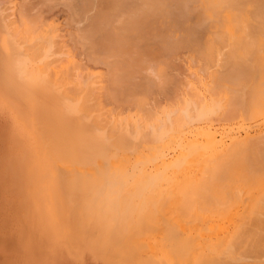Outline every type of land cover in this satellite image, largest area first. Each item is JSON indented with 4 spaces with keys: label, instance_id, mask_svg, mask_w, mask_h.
<instances>
[{
    "label": "rangeland",
    "instance_id": "374dc122",
    "mask_svg": "<svg viewBox=\"0 0 264 264\" xmlns=\"http://www.w3.org/2000/svg\"><path fill=\"white\" fill-rule=\"evenodd\" d=\"M46 1H48V2H46ZM177 1L178 0H164V1L163 0H158V1L152 0V2H153L152 3L149 0V2H150V4H149L148 0H147V2H146V0H127V1L126 0H124V1L123 0H82V2H81V0H80V2L78 0H76V1L75 0H72V1L71 0H68V1L67 0H0V5L3 4L4 7L6 6L5 8H3V10L6 9V11L4 10L5 11L4 14L1 13L0 15H1V17H4V19H5L4 22L9 23V24H13L12 21L16 20V22H14V24L12 25L13 28H15L17 26V24L19 25L17 27V29H15L16 34L17 33L21 34L20 30H22V29L24 30V27H23L24 19L26 20V21H24L26 23L27 22L32 23V21H33L32 25L34 27L31 26L29 23V26H31V30L33 29L36 32L37 31L41 32L40 30H38V28L44 29V30L46 29L45 31L42 30L43 34H42V32L39 34L34 32V34H33V32H32L33 30L30 32L28 30L22 31V34L26 32L27 35H25V36L30 35L32 39L34 37H36L37 35L38 36L41 35L44 37L46 36V39H47L48 36L53 37L52 34H55L57 31V33L55 35H58V36H55V37L58 38L59 42L62 41L61 46L58 47L59 44L57 43L58 42L57 39H55L57 42L54 41L55 44H54V42L52 43V41L55 38V37H53V40L48 38V40H50V42H48L47 48L52 49L51 50L52 55H53V51H55V53H56V51H58L60 49L59 53H61L62 52L61 50H63L62 54L61 55L59 54L60 56H64V53H66L65 56L66 55L69 56V57L68 56L66 57L68 59V61L72 60L71 61L72 63H74L73 61H75V64H73V65L80 63V64H78V66H73L72 68L74 69V71L75 70L79 71V74H80V72H83L86 74V75H82V79H83V76H84V80L88 79L87 77L85 79V76H87L88 74H89L88 75L89 78H90V76H92V77L95 76L97 78V75L99 74L98 80H100L103 85H106L107 83L110 82L111 78H113L112 76L116 75V78L114 79L115 84L114 83L112 84V82H110V84L106 85L108 90H109L108 92L110 93L112 91L111 95L109 94L110 95L109 98H108V96H106V98H105L106 100L104 99L102 102L103 103L102 104L103 105V111H105L104 113L107 114L105 116L109 122H110V120L111 121L115 120L117 123L123 122L122 126H125V127L127 125H130L129 127H131V125L135 122H136L135 125L137 126V122L138 123L141 122L139 124L142 125L141 126L142 128L144 127V125H146V127H148L150 122L152 124L154 123L149 115H151V113H152V115L153 114L155 115V112L156 113L158 112L157 115H158L159 120L157 119L156 115L154 116L153 119H155L156 121L158 120L159 123H157L158 122L157 121L154 124L157 123V124L163 125V123L165 122V121H163L164 117L168 114V113H166V111H167L166 109L168 108V111H169V108L171 109V107L167 106V103L169 104V106L173 105L175 107V105H176V107L170 111L177 109V111L179 110V114H180L185 109L183 107H181V108H183V110H181V108L178 109V107H180L181 105L182 106L186 105L189 107V110H190V109H193L192 108L193 105H190V103H194L195 109H196V107H197V105H196L197 101L196 100L199 98L198 99V103H199L200 96H202L201 98L204 100L203 101L200 100V101H201V104H202V102L204 104L201 105L199 103L198 106H200V108H202V107L204 108V106L207 104L210 107L209 111H211V112L209 114L208 113L209 111H208L207 112L208 114H205L204 116H200L197 118H196V116L194 117L193 112H191L193 115L190 113V115H192L193 117L190 116V118L187 120V123H188L187 127L190 125L191 126L186 129L185 134L182 136V138H183L182 144H185L191 138H198V140H200L201 136L197 135V131L199 132L200 130H202L204 128L209 129L210 127H212V128H210V131L214 132L216 138L218 140L221 138L225 142H227L226 133L228 131H232L235 129L236 130L232 131V132L243 135L244 131H248V133L250 132L251 137H254L252 135H256L259 132L261 133L262 131L260 129L263 130V128H264V119H263L264 116H261L258 119L253 120V121L251 120V122H249V121L245 122V127H248V129L245 128L244 131H242L241 129L238 128L239 121L236 118H234L233 122H230L233 120V118H231L232 120L230 119L229 122H225L226 120L222 119L225 124L223 122H221L222 121L221 118L219 120H217L219 115L217 112V107L216 106L214 107V104L216 102L213 103V100H211L210 94L208 95V93L211 92L210 91L211 87L214 85L212 82V78H211L212 75L211 76L209 75V74H211L212 67L210 66L211 69L209 72V68H207L208 64L205 63V61L201 58V56H199V54L195 50L197 48L202 50L204 48V46H207L209 43V39L212 36L211 33L217 31V27H218V24L216 22V19H217L216 13L217 12H212L211 9H208L207 0H186V1L180 0L178 2ZM22 2H23V4L24 3L25 4L23 5ZM84 2H85V4H84ZM59 3H61V4H59ZM112 3H114L115 5H113ZM141 3H143L145 5L142 10L139 8V5H141ZM154 3H156L158 6L155 5ZM160 3H162V4H160ZM163 4L164 5L166 4L165 5L166 7ZM83 5H84V7H83ZM153 5H155V6H153ZM129 6H131L133 8H131ZM176 6L178 9H176ZM91 7L92 8L94 7V9H92ZM156 7H158V8L156 9ZM78 8H80V9H78ZM88 8H90V9H88ZM137 8H138V10H140V13L136 12V14H135V11H138V10H136ZM145 8H149V10L145 9ZM108 9H110V10H108ZM127 9H129V11L131 10L130 13L128 12ZM144 9H145V11L142 12ZM166 9L168 10V12ZM76 10H77V12L79 11L80 13L79 12L76 13ZM163 10H164V12H163ZM176 11L177 12L179 11V13H178L179 15L177 14ZM24 12H25V14H24ZM72 12L74 14H72ZM115 12L117 15L114 14ZM133 12H134V14H133ZM103 13H104V15H103ZM125 14H126V17H125ZM209 14L211 16H209ZM8 15L11 18H9ZM40 15H41V17H40ZM123 15H124V17H123ZM183 15H184V17H183ZM31 16H32V18H31ZM111 16L113 18H111ZM120 16H121V18H119ZM163 16H165L166 18ZM168 16H170V17H168ZM16 17H17V19H15ZM39 17H40V19H39ZM82 17H83V19H82ZM100 17H101V19H100ZM105 17H106V19H105ZM127 17H129V18H127ZM34 18L35 19L37 18V20H35ZM88 18H90V19H88ZM97 18H98V20H97ZM143 18H144V20H143ZM130 19H131V21H130ZM146 19H148V20H146ZM114 20L115 21L117 20V21L115 22ZM93 21H94V23H93ZM96 21H97V25H96ZM125 21H127V22H125ZM170 21H172V22H170ZM84 22H85V24H84ZM112 22H113V24H112ZM39 23H40V25H38V27H37V24H39ZM41 23L43 25H41ZM114 23H117V24H114ZM175 23H176V25H175ZM44 24L46 27L44 26ZM50 25H52V26H50ZM20 26H22V29L19 28ZM39 26H41V27H39ZM110 26H112V27H110ZM198 26H199V28H198ZM36 27H37V30L34 29ZM51 27H52L54 33L52 32V29H50L52 34L50 33V35L47 36V34H49L48 29ZM83 27H84V31H80V30H82ZM85 27H86V29H85ZM93 27L95 29H93ZM98 27H100V28H98ZM90 28H91V30H90ZM96 28H98V29L96 30ZM93 30H95V31H93ZM88 31L91 35L88 34ZM46 32H48V33L46 34ZM81 32H83V33L85 32L86 34L85 33L82 34ZM94 32H95V34H92ZM96 32H98L99 34H97ZM79 35H81V37ZM85 35H86V37L90 36L89 39L93 35V38L91 40H93V41L95 40L94 42L93 41L91 42L89 39H85V40L89 41V43L90 42L92 43V44L90 43L92 45V48L90 47L91 48L90 51L92 53L93 52L95 53L94 56H96L99 52L101 53V54L100 53L98 54L99 56H96V59H95V57L93 59V57H92L93 54H91V52H89V51L87 52V47L90 44L87 43V41L83 40L84 38L81 39L83 36L85 37ZM17 36H18V34H17ZM17 36L15 35L13 37L15 39H17ZM72 36H73V39L71 38V40H69V38ZM74 36H76V37L74 38ZM110 37H112V38H110ZM166 37H168L169 40ZM98 38L101 40V42H99L100 40ZM118 38H121V39H118ZM171 38H172V40H170ZM104 39H105V41H103ZM153 39L154 40L157 39V40L154 41ZM187 39H189V40H187ZM134 40L136 43L134 42ZM190 40H191V42H190ZM68 41H71V42H68ZM82 41L83 42L85 41L84 43H86V45L83 44ZM102 41H103V43H102ZM166 41H168V43ZM109 42H111V43L109 44ZM169 42H171V45L169 44ZM99 43H100L101 48L99 46ZM87 44H88V46H87ZM114 44H115V46H114ZM195 44H196V46H193ZM103 45H104V47H103ZM182 45H183V48H182ZM84 46H87V47L85 48ZM200 47H202V48H200ZM106 48H108V49L112 48V49H110V50H112V52L111 51L109 52V50H107ZM68 49H69V51L67 52ZM132 49H134V50H132ZM187 49H189V50H187ZM192 49H193V52L191 53ZM64 50H65V52H64ZM118 50H120V51H118ZM97 51H98V53H97ZM105 51L107 52V54ZM22 52H23V50H22ZM122 52H123V54H122ZM186 52L188 53V55L190 57L187 55ZM88 53L90 54V56L88 55ZM104 53H105V55H104ZM120 53L123 56L124 55L125 56L123 57L122 55H120ZM52 55H51V59L54 57H59V55L54 56L57 54H54L53 55L54 57H52ZM195 55L197 56V59H195L196 58ZM103 56L106 58H103ZM113 56L117 57V58H114ZM70 57H72V59H70ZM84 57H86V58H84ZM119 57H120V59H119ZM192 57L193 58L195 57V58L192 59ZM102 58H103V60H102ZM189 58L192 59L193 61L190 60ZM106 59H107V61H106ZM112 59H113V61L109 62ZM129 60H132V62H129ZM164 60H166V61L164 62ZM103 61H105L108 64L103 63ZM120 61H121V63H120ZM123 61H124V63H123ZM200 61H203V62H200ZM199 62L202 65L204 64V66L206 65V68L203 69L202 68L203 66L198 64ZM68 64H69V62H67V64H66L67 68H69V67L71 68L72 64L71 65L69 64L70 66ZM125 64L126 65L130 64L129 68ZM107 65H108L109 71L106 68ZM131 65H133V67ZM114 68L115 69L117 68V70H115ZM73 69L71 70L72 72H73ZM106 69H107V72H104V70L106 71ZM140 69H142L144 71H141ZM151 69H152V71H151ZM129 70H130V72H129ZM115 71H117V73ZM76 72H73V74L75 73V75L77 76L78 72L77 73ZM101 72L104 75L107 74L108 78L106 76L104 77L103 74H101ZM112 72H113V74L114 73L115 74L113 75ZM110 73L112 75L111 77H110ZM132 73H134V76ZM150 73H151V75H149ZM163 74H164V76H163ZM72 75H71V77L74 79H81L80 78L81 76L75 77V75H73V76ZM120 75H121V77H120ZM125 77H128V78H125ZM117 78H120V82H121L120 84L118 83L119 79H117ZM121 78H122V80H121ZM133 78L134 79L136 78V79L134 80ZM181 78H184L185 80L184 79L181 80ZM93 79H94V77L92 78V81H93ZM155 79H156V81H155ZM129 80L131 83L129 82ZM186 80H187V82L185 83ZM104 81H107V82H104ZM188 82H189L190 86H188ZM116 83H118L120 86ZM123 83H126V84L123 85ZM114 85H115V87H114ZM124 86H126V87H124ZM54 87H56V86H54ZM113 87L115 89L114 90L115 93L112 90ZM119 87H121V90L119 89ZM127 88L128 89L130 88V91L126 90ZM200 88L202 90H200ZM4 90H5V87L0 82V264H129V263L135 264L136 261H137L136 264H148L149 262H150V264H173V262H174V260H173L174 254L172 255L173 248L170 249L169 247L170 246L172 247L174 245L173 243H175V241H177L175 239H176V236L179 235V231H177L178 233L176 232L177 234H175L172 237V239H170L171 244L169 243L170 240L168 238L166 240V238H165L166 242L168 241L170 246L168 245L167 247H165V245H167V244H165V245L163 244V242L165 243V241H162V243H161V240H164V239L160 240V238H162L161 235L167 237L165 232L163 234V231H164L163 227L164 226L161 227L162 225L160 224V223H162L164 218L159 216L160 219L162 220L160 222L158 220L159 218L157 216V214H159V213H155V212H158V211L160 212L159 205L162 207H165L166 209L168 207L163 206L161 204L165 200H163V201L160 200L161 203L157 202L158 201L157 200L156 201L157 203H155L154 205H156L158 203H159V205L158 206L156 205L155 206V208H156L155 212H152L154 210V206L152 208L150 206V204H153L155 202V199H154V201H152L153 199H151L150 197H146V195L151 196L155 192L153 190L157 186V184H158L159 188L156 187V189H158L159 191H158V193L154 194L155 196H157L159 193H161L160 191H162L164 188L165 189L162 191L164 193H161V194H165L167 192V189L172 190V188H171L172 186L170 187V186H166V185H170L174 181L168 182L169 184L161 181L164 179V177H163L164 171L161 168V166H159L158 164L154 165V163H155L154 162V163L149 164L151 166L148 165V169L136 167L134 165V161L132 158L134 156L133 155L130 158V163L127 164L128 165L127 168L122 169V170H118V172H117V169H115L118 174H122V176H123L121 178L118 177L119 179L118 178L116 179L115 178L116 176H113V174H114L113 172H115L114 169H111L112 171L110 172L109 168L103 167L102 169H100L96 166L97 168H96L95 172L99 170L97 172L99 174V176H98V174L93 172L94 170H92L95 167L88 165L87 168L88 169L90 168V173H91V174L89 173V175H93V173H95V174H97V177H96V175L95 176L94 175L93 176L88 175V177L87 176L84 177L85 171H86L84 169L86 166H84L83 167L84 172L80 171L83 174L79 173L78 170L76 169L78 172L77 175L78 176L82 175V177H83V183L82 184H78L79 181L78 182L75 181V182L68 183L67 185L63 186L62 184H60L57 181L58 178L54 172H51L52 175L50 176V172H47L46 169H42V167L39 166L40 154L38 156V160L36 159L38 151L40 152V149L44 148V141H43L42 135H45V136L46 135H56L57 127H58V121L53 119L52 117L43 118L41 116V110L40 109L39 110H37L35 108L33 109L32 107L25 104V102L21 101V99L19 98V96L17 94H13L12 91H9L8 89L5 91ZM199 90H200V92H199ZM196 91L198 92L199 97L197 95L193 96L194 93L197 94ZM204 91L206 92V94H203V93H205ZM189 93H193V95L191 96ZM122 94L123 95L126 94V95L123 96ZM129 94L131 97L129 96ZM134 94H136V96ZM167 94H168V96H167ZM112 95H113V97H112ZM116 96L117 97L119 96V98H117ZM189 96H190V103L187 104V101H189ZM125 97H126V99H125ZM144 97L146 99H144ZM192 97H194V98L192 99ZM110 98L112 99V102H110L111 101ZM179 98H181V99L179 100ZM115 100H118V101H115ZM149 100L150 101L152 100L150 102V104L152 105L153 109L149 103H148L149 105L147 104V102H149ZM166 100H167V103H166ZM128 101H129V103H127ZM137 101H138V104H137ZM159 101L161 103H159ZM192 101H194V102H192ZM195 101H196V103H195ZM144 102H146L147 105L144 104ZM179 102H180V104H179ZM182 102H184V103H182ZM27 103H30V102L28 101ZM125 104L126 105L129 104L128 105L129 107L126 106ZM132 105L133 106L136 105V107H133ZM142 105L144 108H147L146 106H148V109H149V107L151 108L148 110L149 111L148 118L151 119L150 122H149V119H147L146 122L144 123V119H145V117L147 118V115L144 116L145 110L141 107ZM154 105H157V106L154 107ZM124 107H126V108H124ZM150 110H151V112H150ZM152 110H153V112H152ZM160 110H162L164 113L162 114L160 112ZM180 110H181V112H180ZM205 110H207V109H205ZM128 111H131V112H129L130 114L128 113ZM148 111L146 110V112H148ZM159 112H160V114H159ZM185 112H183V114ZM188 112H190V111H188ZM212 112H213V114H212ZM45 113H46V111H45ZM165 113H166V115H164ZM127 114L129 116L131 115L132 120L130 119L129 121H132V122L134 121L132 124H130L128 119H127L128 122L126 124L125 119L128 116ZM142 114L144 117L142 116ZM161 114H162V116L160 117ZM140 115L143 118H140ZM129 116H128V118H130ZM121 117H123L124 120L121 121ZM115 118H118V119L120 118V120L115 119ZM160 118H162V119H160ZM133 119H137L140 121L133 120ZM147 121L149 123H147ZM200 121H201V123H199ZM261 121L263 124L259 123ZM257 122H258V124H257ZM78 124H81V126H83L84 123L81 120H79L76 126H78ZM154 124L152 126H154ZM246 124H248V126ZM120 125H121V123H120ZM223 125L225 127H223ZM251 125H253V126H251ZM51 126H52V128H51ZM81 126L77 128L78 130L74 129L71 132L72 138L70 139V141H73V143L77 147V149L79 151L78 153L80 155H82V156L84 155L83 157H88L91 155V152H93V151H90L89 149H94L96 146H94L91 143L89 145V147L87 146L84 148V150H83L84 154L81 152V150L79 148V145L81 144V139L79 137V135H80L79 131L82 130ZM136 126L133 127V131H134V129H136ZM226 126H228V128ZM230 126H232V127H230ZM141 127L140 126L137 127V131H138V128L140 129ZM149 127H151V126H149ZM258 127H259V129H258ZM124 128H123V130H124ZM253 128H254L256 133H254ZM256 128H257V130H256ZM41 129H42V131H41ZM155 129H156V126H155ZM130 130H131V128H127V129L125 128V131L129 134V137H131V135H132L131 133H133ZM195 130H197L196 133H195ZM137 131H134L135 132L133 134L134 136L131 137L134 140V142H132L133 140L130 139V145L132 142V146H135L134 149H132V146L130 147V149H128L131 154H134L136 149H137V152L139 149H143V151L146 152L152 146V144L156 142V140L158 138L156 136L157 131L155 132V130L153 129V130H151L152 131V133H151V131L148 128L147 132H150V133L145 132L146 129L142 131V135H141L142 137L141 138L144 137L142 139L143 140L142 141V140H140L141 139L140 136H138L139 133L138 134L136 133ZM140 131H141V129L139 130V132ZM257 131H259V132L257 133ZM143 132H145L147 134L144 133V135H143ZM186 133H188V134H186ZM218 133H220V134H218ZM150 134L152 136H150ZM76 135H78V136H76ZM222 136L224 139L222 138ZM134 137H136L137 139ZM150 138H151V140L154 139V141L150 142ZM184 139H185V141H184ZM148 140L150 143L147 142ZM92 142H93V140H92ZM136 142L137 143L139 142L138 145ZM145 143H148L151 146H149L147 144H146L147 146H145ZM131 149H132V152H131ZM178 150L180 151V148L175 146V145L169 149H166L165 152H167V153L164 152V158L167 159L168 161H169L168 158H171L170 160H171V162H173L178 157V154H179ZM171 154L174 156H171ZM175 155H176V158H175ZM42 163H43V161H42ZM132 163H133V165H132ZM130 165L132 168L130 167ZM70 169H71V167L68 169V172ZM108 169H109V172H106ZM131 170H133V173H131L132 172ZM72 171L73 172L71 174L76 172L74 170H72ZM137 171H139V172H137ZM100 172L104 173V175L101 174ZM153 172H156V173H153ZM105 173H107V175ZM54 174H55V176L53 178L52 176ZM86 174H87V171H86ZM144 174H147L148 176L153 177L154 181L151 185L146 186L142 183L143 179L141 176H143ZM131 175L134 176V177L132 176V179H134V180L130 179ZM107 176H108V178H107ZM155 176L156 177L158 176V177L156 178ZM179 176H181V175H179ZM50 177L53 178V181H51L52 179H50ZM100 177L106 178L107 180L105 179L104 183L102 184L103 180H101ZM128 179H130V180H128ZM108 180H111L112 182L114 181L115 183L112 184V182L110 181L109 185H108ZM135 180L137 181V184H136ZM178 180H180V178ZM131 181H133L132 186L130 185V184H132ZM51 183L52 184L54 183L55 187H53V185ZM121 183H122V186H119V185H121ZM162 183L163 184L166 183L165 184L166 187ZM95 184L97 187L95 186ZM100 184H102V185H100ZM104 185H106V186L108 185V187L106 188V187H104ZM159 185L161 186V188H163L162 190H160ZM141 186H142V188H141ZM152 186H153V189H152ZM162 186H164V187H162ZM123 187H125V189H122ZM139 188H141V191H137V189L140 190ZM101 189H104V190L101 191ZM120 189H121V191H120ZM126 189H127V192H126ZM146 189L148 191H146ZM115 191H116V193H115ZM142 191H144L147 194L144 195V193ZM149 191H150V195H148ZM132 192H134L135 194ZM105 193H107L109 195H107ZM101 194H103L102 197H104V194L107 195L104 197L105 202H104L103 198L101 197ZM112 194H113V196H114V194H116V196H114V198H113V196L110 197ZM119 194H121V195H119ZM132 194H133V196H132ZM139 194H141V195H139ZM123 195H125L126 198H124V197L122 198ZM142 195H144V196H142ZM140 196L145 197V198L143 199ZM86 197L87 198L91 197L93 199V200H91V198L89 199V200H91V203L89 200H87ZM107 197L109 200L107 199ZM110 198L111 199L113 198V200H114V202L112 201V205L110 204L111 203ZM120 198H121V201H120ZM147 198L148 199L150 198L151 200L150 199L148 200ZM100 199L103 200V203H102V200H101V202L99 201ZM137 199H139V200H137ZM164 199H166V198H164ZM83 200H84V202H83ZM142 200H143V202H145L144 205L141 202ZM145 200H147V202ZM78 201H79V203H78ZM98 201L100 202V204L101 203L105 204L104 205L105 208H103L102 205H100V204H98V206H97L96 203ZM151 201L153 203H150ZM171 201H173V200L171 199ZM82 202L85 204H83ZM146 203H148V204H146ZM87 204H89L90 207L87 206ZM108 204H110L111 206H109ZM129 204H130V206H129ZM94 205L97 206V208ZM139 205H141L140 207H141L142 211L139 210V208H138ZM108 206H109V208H108ZM92 207H95V208H92ZM99 207L100 208L102 207V208L100 209ZM129 207H131V208H129ZM157 207H159V208L157 209ZM219 207L221 208L222 206L219 205ZM103 209H104V211L108 210V211H106L107 213L105 212V215L103 214L104 211L102 212ZM126 209L129 210V212ZM166 209H165V213L164 212L162 213L163 210L160 212L161 216L163 214V217H165V214L167 211ZM98 210H100V211H98ZM109 210L112 211L111 215H110L111 211H109ZM137 210H139L140 212ZM150 210H152L151 211L152 213L150 212ZM168 210H170V209H168ZM125 211H126V213L128 212V214L126 215L127 218L125 217ZM177 211H178V209H177ZM122 212H123V214H122ZM132 212H134V214ZM137 212H139L140 215L139 214L136 215L135 213H137ZM145 212H148L150 215L148 213H145ZM167 212H168V214H166V215H169L171 210L167 211ZM182 212L183 211H180V212L178 211V213H179L178 214L175 209H172V212L169 216L170 218L167 217V219L170 220V221H168L169 224H171L172 226L174 224H176L177 222L175 221V223H174L173 220H175L177 217V220L179 221L178 224L180 222L183 224V222H184V224H185V225L183 224L185 226L184 228L187 229L188 233L195 232L194 230H189V229L190 228L193 229L197 220H194V223H193L194 226H192L193 225L192 222H191V224L190 223L187 224V222H188L187 217L183 216L185 214ZM176 213L178 215L175 217ZM95 214H96V216H95ZM119 214H120V216H119ZM131 214H133V215H131ZM151 214H152V216L154 215V217L157 216L158 219L153 217V220H152V218L150 220H147L148 216L151 217ZM98 215L99 216L101 215V216L99 217ZM179 215L182 216L183 219L186 220V223H185V220H183ZM135 216H137V218H139V216H140V219L142 218L144 221L146 220L148 222H146V221L144 222L141 219V222L139 221V223H141V225L140 224L138 225V222L136 223V217ZM142 216H144V217H142ZM145 216H146V218H145ZM94 217H95V219H94ZM173 217L175 219H173ZM207 217H208V215H207ZM124 218L126 219L127 223L125 222ZM140 219H138V220H140ZM213 219H217V218L214 217ZM213 219L211 221H213V223H216L215 225H217V222L218 223L222 222V225H223L222 220H219V221L217 220V222H215L216 220H213ZM157 220L160 222L159 224H158ZM164 220H166V219H164ZM189 221H190V219H189ZM206 221H207V219H205V222ZM211 221H208L209 224L208 223L207 224L208 225L211 224L212 228L214 229L215 225L213 226L212 223H210ZM205 222L203 221V223H201L200 221H198L197 223H198V226L202 224V226L204 225L203 227L210 228V229L205 228L207 231L211 230V226H208L207 224H205ZM128 223H130L129 227H128ZM134 223L136 224V226ZM148 223L153 224L151 226L152 229L150 227H148ZM144 224H146V225H144ZM164 224H166V222ZM156 225L160 226L156 229L157 231H155V230L151 231V230L156 228ZM171 225H170V227H172ZM180 225L181 224H179L178 227ZM225 225H227V223H225ZM190 226H192V227H190ZM165 227H167V226H165ZM203 227H202V229H203ZM217 227H218V225H217ZM220 227H221V225H220ZM220 227H218V229ZM80 228H81V230H80ZM139 228H142L143 230L145 229L144 232L141 231L142 229H140V232H139L138 231ZM161 228H163L162 229L163 231L161 230ZM134 229L137 231V233L134 231ZM171 229H173V228H171ZM181 229H179V230H181ZM205 229H204V231H205ZM213 229H212V231H213ZM215 229H217V228L215 227ZM126 230L127 231L129 230V231L127 232ZM159 230L162 231V234H161V232H159ZM175 230H176V228H175ZM168 232H169V230H168ZM172 232H173V230H172ZM138 233L140 235L142 234L141 235L142 241H140V243L143 242L142 246L140 244H137V245L133 244V243H135L134 242L135 240H133V238L138 239V236H139ZM209 233H213L212 236H216V235L218 236L216 230H215V232L213 231V232H209ZM214 233H216V234H214ZM173 234H174V232H173ZM203 234H204V237L201 238L200 241H202V239H204V238L207 239L208 237H211V238H208L209 240H211V241L214 240V237H212V236L207 237V235H209L208 233L207 234L203 233ZM129 236H131L130 239H129ZM135 236H137V237H135ZM128 241L132 242L129 244H133V245H131V248L133 249V251H132V249L130 250V247H127L126 244H128ZM144 241L146 242L147 246L146 245L144 246V244H145ZM148 243L150 244V246L148 245ZM124 246H126L127 249H125ZM137 247H138V249H137ZM146 247H147V250H144L145 252L143 250L138 251L139 249H146ZM166 248L168 249V251ZM122 250H125L126 252L128 251L127 252L128 254ZM135 250L138 251L137 252L138 255H135V254H137ZM121 252H122V254H121ZM123 252L126 255H124ZM129 252H133L132 254H134V255L132 256V258H130V256L132 254H130ZM129 254H130V256H129ZM169 255H170V257H169ZM171 255H172V257H171ZM121 256H122V258H121ZM125 256H129V258L128 257L126 258ZM133 257H135V258H133ZM125 258L128 262L126 260H124ZM130 259L132 262L133 261L134 262L132 263L130 261Z\"/></svg>",
    "mask_w": 264,
    "mask_h": 264
},
{
    "label": "bare ground",
    "instance_id": "6f19581e",
    "mask_svg": "<svg viewBox=\"0 0 264 264\" xmlns=\"http://www.w3.org/2000/svg\"><path fill=\"white\" fill-rule=\"evenodd\" d=\"M78 1L80 2V0H78ZM150 1L152 2V0H150ZM178 1H180V0H178ZM46 2H48V1H46ZM81 2H82V0H81ZM146 2H147V0H146ZM148 2H149V0H148ZM143 3H141V5H139V8L141 10L145 6ZM22 4H23V2H22ZM59 4H61V3H59ZM84 4H85V2H84ZM112 4L115 5L114 3H112ZM149 4H150V2H149ZM154 4L157 5L156 3H154ZM160 4H162V3H160ZM155 5H153V6H155ZM177 6H176V9H178ZM5 7L3 6V4L0 5V14L1 13L4 14L6 9H4L5 10L4 11L3 8H5ZM83 7H84V5H83ZM129 7H131V6H129ZM207 7H208V9H211L212 12H217L216 13V16H217L216 22L218 24L217 31L211 33L212 36L209 39L208 45L204 46V48L202 50H200L198 48L197 49L194 48V49L197 51L199 56H201V58L205 61V63L208 64L207 68H209V72H210V69L212 67L211 74H209V75L210 76L212 75L211 78H212V82L214 85L211 87V89H210L211 92L208 93V95L210 94V97H211V100H213V103L216 102L215 103L216 105L214 104V107L215 106L217 107V112H218V115L220 116V117L218 116L217 120H219L221 118V120L223 119V120H226L225 122H229L230 119L233 118V120L231 119L232 121H230V122H233L234 118H236L239 121L238 128L241 129L242 131H244L245 128L248 129V127H245V122H248V121L251 122V120L253 121V120L258 119L261 116H264V0H207ZM131 8H133V7H131ZM157 8L158 7H156V9ZM78 9H80V8H78ZM88 9H90V8H88ZM92 9H94V7ZM145 9L149 10V8H145ZM145 9L142 12H144ZM108 10H110V9H108ZM127 10L130 13L131 10L130 11H129V9H127ZM136 10H138V8ZM78 12L76 10V13H78ZM136 12L140 13V10L135 11V14H136ZM163 12H164V10H163ZM167 12H168V10H167ZM178 13H179V11L177 12V14ZM24 14H25V12H24ZM72 14H74V13L72 12ZM114 14H116V12ZM133 14H134V12H133ZM103 15H104V13H103ZM209 16H211V15L209 14ZM40 17H41V15H40ZM40 17H39V19H40ZM123 17H124V15H123ZM125 17H126V14H125ZM163 17H165V16H163ZM168 17H170V16H168ZM183 17H184V15H183ZM9 18H11V17L9 16ZM31 18H32V16H31ZM111 18H113V17L111 16ZM119 18H121V16ZM127 18H129V17H127ZM15 19H17V17ZM82 19H83V17H82ZM88 19H90V18H88ZM100 19H101V17H100ZM105 19H106V17H105ZM4 20H5L4 17H1V15H0V82L4 85L5 90L8 89L9 91H12L13 94H17L19 96V98L21 99V101L25 102V104L32 107L33 109L34 108L37 110L40 109L41 110V116L43 118L52 117L53 119L58 121V127H57L56 135H46V136L42 135L43 141H44V148L40 149L41 153L38 151L37 158H36L38 160V156L40 154L39 166L42 167V169H46L47 172H50V176L52 175L51 172H54L58 178V179L56 178L57 181L60 184H62L63 186H65L68 183H72L75 181H77V182L79 181L78 184L83 183L82 175L78 176L77 174H78V172L79 173L84 172L83 171L84 166H86L84 169L87 171V174L85 171L84 177L85 176L88 177V175L90 173V168L89 169L87 168L88 165L95 167L92 169V170H94L93 172H95L97 167L100 169H102L103 167L109 168L110 172L112 171L111 169H114V170L117 169V172H118V170H122V169H125L128 167L127 164L130 163V158L133 155L134 156L132 158L134 161V165L136 167L148 169V165L155 162L154 165L158 164L159 166H161V168L164 171V173H163L164 179L161 181L166 182V183L172 182V181H174V182L171 183L170 185H166V186H170V187L172 186L171 187L172 190L167 189L168 193L166 192L165 194H161V193H164L162 191L165 188L163 189L159 185L160 190H162V189L163 190L160 191L161 193H159L157 196H155L154 194L158 193V191H159L158 189H156V187L159 188L158 184H157V186L153 190L155 192L151 196L146 195V197H150L151 199H153L152 201H154V199H155L154 203L152 201L150 202L153 204L149 203L152 208L154 206V210L151 208L153 211L150 210V212L151 211L155 212V209H156L155 206L159 205V203L154 205L155 203L160 202V200H162V201L165 200L162 203L161 202L160 203L163 206H167L168 208L166 209L165 207H162L159 205L160 208L157 207V209L159 208L160 212L163 210L162 213L163 212L165 213V209L167 211L171 210V212H172V209H175L177 213H178V211L179 212L183 211L182 213L185 214L183 216L187 217V221H188L187 224L188 223L191 224V222L193 224L194 220H197V222L200 221L201 223H203V221L205 222V219H207L205 224H207V223L209 224L208 221H211L214 217L217 218V219H213V220H216L215 222H217V220L223 221V225H222V222L221 223L219 222L220 224L217 222L218 227H220V225H221V227L219 229H218L217 225H215L216 223H213V221H211L210 223H212L213 226L215 225V227L217 229H215V227L213 229L211 224L210 225L207 224L208 226H211V230H208V231L205 228H207V229H210V228L203 227L204 225L202 226V224L198 226V223L196 222L197 225L196 224H195V226H194V224L192 225V226H194L193 229L190 228L192 226L189 227L190 228L189 230H194L195 232L188 233L187 229L184 228L185 227L184 222H183L184 225L180 222L179 224H181V225L178 227L179 221L177 220L176 216L179 213L178 214L176 213V215H175L176 219L173 217V219H175V220H173L174 223H175V221L177 222L176 223L177 225L173 223L174 224L173 226L171 224H169L168 221H170V220L167 219V217L170 218L169 216H170L171 212L169 213V215H166V214H168V212L166 211V214H165L166 218L163 217V214L161 216V214L158 210H157L158 212H155V213H159V214H157L159 219L157 218V216H155V217H154V215L152 216V214H151V217L148 216L147 220H150L151 218L153 220V217H154V218H157L161 222L162 220L160 219V217L166 219V220L163 219L162 223H160L157 220L158 224L160 223L162 225L161 227L164 226L163 227L164 229L161 228V230L162 229L164 230V231L162 230L163 234L165 232L167 235V237L161 235L162 231L159 230V232H161L160 235L162 236V238H160V240L164 239V240H161V243H162V241H165V243L163 242V244L164 245L167 244V245H165V247H167L169 245V243L171 242L170 239H172V237L178 233L177 231H179V235H177L176 239H175L177 241L174 240L175 243H173L174 245L172 244L173 245L172 247L169 245L170 249L173 248V250H172V252H173L172 255L174 254L173 255V260H174L173 264H264V128H263V130L260 129L262 131L261 133L259 131H257V133L258 132L260 133V134L259 133L256 134L257 136L252 135L254 137H251L250 136L251 134H250V132L248 133V131H244L243 135L232 132V131L236 130L234 128L235 130L228 131L226 133L227 142L223 141L221 138L218 140L216 138L214 132L210 131V128H212V127H210L209 129L204 128V129L200 130L199 132L197 130H195V133L197 131V135L201 136L200 140H198V138H191L188 142H186L185 144H182L183 143L182 136L185 134L186 129L191 126L190 125L187 127V125H188L187 120L190 118V116L193 115L191 112L194 113V117L196 116V118L200 117V116H204L205 114H208V113L210 114V112H211V111H209L210 107L207 104L204 106V108L203 107L200 108V106H198L199 103L201 104L200 100L203 101L204 99H202L201 98L202 96H200V100L198 103V99H199L198 95L199 94L197 91H196L197 94L194 93V95H193V93H189L191 96L192 95L198 96L197 97L198 99L196 100L197 101L196 109H195V104L190 103V96H189V101H187V104L190 103V105H193V107H192L193 109L189 110L188 106H186V105L182 106L181 105L180 107H178V109L183 107L185 109L183 112L186 111L183 114V112H181V110H183V108H181V110H180L181 115L179 114V110L177 111V109L170 111L173 108H175L176 105H175V107L173 105L169 106V104L167 103V100H166L167 106L171 107V109L169 108V111H170L169 112L168 108L166 107L167 108L166 110L168 111V112L166 111V113H168V114L167 115H166V113L164 114L166 116L164 117V120H163V121H165L164 123L166 125L162 122L165 127L162 124H157V123H159V121H158L159 118L157 115L158 112L157 113L155 112V115L158 119L157 120L158 122L155 119H153L155 116L154 114L152 115V113H151V115H149L154 123L157 122L156 124L153 123L154 126H152L153 124L150 122L151 119L148 118V114H149L148 110L151 108L149 107V109H148V106H146L147 108H144L143 105L141 107L145 110L144 116L147 115V118L145 117V119H144V123L146 122L147 119H149V122L151 123L150 124L147 121V123H149L148 127H146V125H144V127L142 128L141 127L142 125L139 124L141 122H139V123L137 122V126H136L135 125L136 122L133 123L134 121L133 122L129 121L131 119V115L129 116L128 114L127 115L130 118H128V116H127L125 120H126V124L128 121L130 122V124L133 123L131 125V127H129L130 125H127L128 127L122 126L123 122H120L121 123V125H120V123H117L115 120H112V121L110 120V122H109L105 116L107 114L104 113L105 111H103V105H102L103 103L102 102L106 98V96H108V98H109V96L111 95L112 91L110 90L111 92L109 93L108 92L109 90H108L106 85L110 84V82H112V84H113L115 82L114 79L116 78V75L112 76L110 73V77L112 76L113 78H111V80L109 79L110 82L107 84L105 83L106 85H103L102 82L100 80H98L99 74L97 75V78L95 76H93L95 79V80L93 79V81H92L93 77L90 76V78H91L90 79L88 76L89 74L87 76H85V79H86V77L88 79L84 80V76L82 79V75H86V74L83 72H80V74H79V71H77V70L74 71V69L72 68L73 66H78V64H80V63L73 65V64H75V61H73L74 63L71 62L72 60L68 61V59L66 58L68 55L65 56L66 53H64V56H60L63 52V50H61L62 52L59 53L60 49L58 51H56V53H55V51H53V55L57 54L54 56H58L60 54L59 57H54L52 55V51H51L52 49L47 48L48 42H50V40H48V38L53 40V37L58 36V35H55L57 33V31L55 34H52V32L54 33L52 27L48 29L49 34H47L48 32H46V34L48 36L51 33L53 35V37L48 36V38L46 39V36L44 37L41 35L40 36L37 35L36 37H34L32 39L30 35L25 36V35H27L26 32L22 34V31H24V30H28L29 32L32 31L33 29L31 30V26H33L32 25L33 21H32V23L27 22L28 23L27 24L26 22H24V21H26L24 19V21H23L24 30L22 29V26L19 27L22 29V30H20L22 35L17 33L18 34V36H17V34L15 33L16 32L15 29H17V27L19 25L17 24V26L15 28H13V26H12L14 24V22H16V20L12 21L13 24L6 23V22H4ZM35 20H37V18ZM97 20H98V18H97ZM143 20H144V18H143ZM146 20H148V19H146ZM130 21H131V19H130ZM125 22H127V21H125ZM170 22H172V21H170ZM29 23L31 26H29ZM42 23H41V25H43ZM93 23H94V21H93ZM117 23H114V24H117ZM84 24H85V22H84ZM112 24H113V22H112ZM38 25H40V23L37 24V27H38ZM96 25H97V21H96ZM175 25H176V23H175ZM44 26H45V24H44ZM50 26H52V25H50ZM37 27L34 29L37 30ZM39 27H41V26H39ZM110 27H112V26H110ZM98 28H100V27H98ZM98 28H96V30ZM198 28H199V26H198ZM50 29H52V32ZM85 29H86V27H85ZM93 29H95V28L93 27ZM38 30H40L42 32V30H44V29L38 28ZM90 30H91V28H90ZM80 31H84V27ZM93 31H95V30H93ZM32 32L34 34V32H36V31L33 30ZM41 32L37 31L36 33L39 34ZM98 32H96V33L99 34ZM81 33L84 34L83 32H81ZM42 34H43V32H42ZM88 34H90L89 31H88ZM92 34H95V32ZM15 35L17 36V39H15L13 37ZM79 36L81 37V35H79ZM75 37L76 36H74V38ZM89 37L90 36L86 37V35H85V37L83 36L81 39L84 38L83 40H85V39H89ZM71 38L73 39V36L70 37L69 40H71ZM92 38H93V35L89 39L91 42L93 41V40H91ZM110 38H112V37H110ZM166 38L168 39V37H166ZM55 39H57L58 42ZM118 39H121V38H118ZM155 40H157V39H155ZM170 40H172V38ZM187 40H189V39H187ZM54 41H56L59 44L58 47L61 46L62 41L59 42L58 38L55 37L54 40L52 41V43ZM85 41H87V40H85ZM103 41H105V39ZM103 41H102V43H103ZM68 42H71V41H68ZM84 42H83V44L86 45V43H84ZM99 42H101V40ZM134 42H135V40H134ZM166 42L168 43V41H166ZM190 42H191V40H190ZM87 43H89V41H87ZM110 43L111 42H109V44ZM54 44H55V42H54ZM169 44L171 45V42H169ZM90 45L88 46V44H87L88 47L84 46L85 48L87 47V52L88 51L91 52L90 49L92 48V45L91 46ZM104 45H103V47H104ZM99 46H100V43H99ZM114 46H115V44H114ZM193 46H196V44ZM100 48H101V46H100ZM112 48H110V49H112ZM182 48H183V45H182ZM200 48H202V47H200ZM106 49L109 50V52L110 51L112 52V50H110L108 48H106ZM22 50H23V52H22ZM132 50H134V49H132ZM187 50H189V49H187ZM68 51H69V49L67 50V52ZM118 51H120V50H118ZM64 52H65V50H64ZM192 52H193V49H192L191 53ZM97 53H98V51H97ZM91 54H93V56H92L93 59H94V57L96 59V56H99L98 54L96 56H94L95 55L94 52L93 53L91 52ZM106 54H107V52H106ZM122 54H123V52H122ZM122 54L120 53V55H122ZM51 55L54 58L51 59ZM88 55L90 56L89 53H88ZM104 55H105V53H104ZM187 55H188V53H187ZM84 58H86V57H84ZM103 58H106V57L103 56ZM103 58H102V60H103ZM114 58H117V57H114ZM194 58L192 57V59H194ZM70 59H72V57H70ZM107 59H106V61H107ZM119 59H120V57H119ZM192 59H190V60H192ZM195 59H197V56ZM111 61H113V59L110 60L109 62H111ZM165 61L166 60H164V62ZM67 62H69L70 65L72 64L71 68L70 67L67 68V65H66ZM129 62H132V60H129ZM200 62H203V61H200ZM200 62L198 64H200ZM103 63L108 64L105 61H103ZM120 63H121V61H120ZM123 63H124V61H123ZM129 65H126V66H128V68H129ZM133 65H131V66L133 67ZM200 65H202V64H200ZM202 66H203L202 67L203 69L206 68V65L204 66V64H203ZM106 68L108 69V65ZM72 69H73V72H76V71L78 72L77 76H79V77L81 76L80 77L81 79H74L71 77V75L73 74V72L71 71ZM107 69H106V71L104 70V72H107ZM115 70H117V68ZM140 70L144 71L142 69H140ZM108 71H109V69H108ZM151 71H152V69H151ZM113 72H112V74H113ZM115 72L117 73V71H115ZM129 72H130V70H129ZM101 74H103V73L101 72ZM132 74L134 76V73H132ZM73 75H75V73ZM149 75H151V73ZM77 76L75 75V77H77ZM103 76L107 77L108 75L103 74ZM163 76H164V74H163ZM120 77H121V75H120ZM125 78H128V77H125ZM117 79H119L118 83L120 84L121 83L120 78H117ZM183 79L184 78H181V80H183ZM121 80H122V78H121ZM107 81H104V82H107ZM155 81H156V79H155ZM129 82H130V80H129ZM186 82H187V80L185 81V83ZM118 83H116V84H118ZM126 83H123V85ZM54 86H56V87H54ZM188 86H190L189 82H188ZM114 87H115V85H114ZM114 87L112 89L113 92L115 90ZM124 87H126V86H124ZM119 89L121 90V87H119ZM126 90L130 91V88L129 89L127 88ZM200 90H202V89L200 88ZM200 90H199V92H200ZM203 94H206V92ZM113 95H112V97H113ZM124 95H126V94H124ZM134 95L136 96V94H134ZM129 96H130V94H129ZM167 96H168V94H167ZM117 98H119V96ZM193 98L194 97H192V99ZM125 99H126V97H125ZM144 99H146V98L144 97ZM180 99L181 98H179V100ZM28 101L30 103H27ZM115 101H118V100H115ZM138 101H137V104H138ZM151 101L149 100V102H147V104L148 103L150 104ZM196 101H195V103H196ZM110 102H112V99ZM192 102H194V101H192ZM127 103H129V101ZM159 103H161V102L159 101ZM182 103H184V102H182ZM144 104H146V102H144ZM179 104H180V102H179ZM203 104L204 103L202 102L201 105H203ZM128 105L129 104H127L126 106H128ZM156 106L157 105H154V107H156ZM133 107H136V105H134ZM151 107H152V105H151ZM124 108H126V107H124ZM152 109H153V107H152ZM205 109H207V110H205ZM146 110L148 112H146ZM45 111H46V113H45ZM188 111H190V112H188ZM129 112H131V111H128V113ZM150 112H151V110H150ZM152 112H153V110H152ZM160 112L162 114L164 113L162 110H160ZM160 112H159V114H160ZM190 113L192 115H190ZM162 114L160 115V117L162 116ZM212 114H213V112H212ZM142 116H143V114H142ZM143 117H141V115H140V118H143ZM115 119H118V118H115ZM127 119H128V121H127ZM160 119H162V118H160ZM79 120H81L84 123L83 126H81V124H78V126H76ZM118 120H120V118ZM122 120H124L123 117H121V121ZM133 120H137V119H133ZM223 120L221 122H223ZM137 121H140V120H137ZM199 123H201V121ZM259 123L263 124L262 121ZM257 124H258V122H257ZM134 125L136 126V129H134V131H137V127H139V126L141 127L140 128L141 131L139 132L140 129L138 128V131L136 132L137 134L139 133L138 136H140V138L142 137L141 136L142 131L145 129H146L145 132H147L148 128L150 131L153 129L155 130V132L157 131L156 136L158 138H157L156 142L155 143L152 142L153 143L152 146L149 145L148 143H150L151 141H154V139L151 140V138H150V142L148 140L147 141L148 143H145V146H147V145L151 146L146 152L143 151V149H139L137 152V149H136L135 153L131 154L130 151L128 150L132 146V142H134V140L131 138L134 136L133 134L135 133L133 131V127H135ZM246 125L248 126V124H246ZM253 125H251V126H253ZM80 126L82 127V130L79 131L80 132L79 137L81 139V144L79 145V148H80L81 152L83 153L84 148L87 146L89 147V145L91 143L94 146H96L95 148L93 147L94 149H89L90 151H93V152H91V155L88 157H83L84 155L83 156L80 155L78 153L79 151H78L77 147L74 145L73 141H70V139L72 138L71 132ZM149 126H151V127H149ZM155 126H156V129H155ZM124 127L126 129L131 128L130 131L133 132V133H131L132 134L131 137H129V134L125 131ZM223 127H225V126L223 125ZM226 127L228 128V126H226ZM230 127H232V126H230ZM51 128H52V126H51ZM123 128H124V130H123ZM258 129H259V127H258ZM253 130H254V128H253ZM256 130H257V128H256ZM41 131H42V129H41ZM145 132H143V135ZM147 133H150V132H147ZM147 133H145V134H147ZM151 133H152V131H151ZM254 133H256L255 130H254ZM186 134H188V133H186ZM218 134H220V133H218ZM76 136H78V135H76ZM150 136H152V135L150 134ZM134 138H136V137H134ZM143 138H141L140 140H142ZM222 138H223V136H222ZM130 139L133 140L131 142V145H130ZM92 140H93V142H92ZM184 141H185V139H184ZM138 143H137V145H138ZM174 145L179 147L180 151L178 150L179 151L178 157L176 158V155H175L176 159L175 160L173 159L174 161L171 162V160H170L171 158H168L169 161L164 158V152L166 151V149H169V148L173 147ZM134 147L135 146H132V149H134ZM132 149H131V152H132ZM165 153H167V152H165ZM171 156H174V155L171 154ZM42 161H43V163H42ZM132 165H133V163H132ZM149 166H151V165H149ZM70 167L72 170L76 171V172H74L75 174L74 173L71 174L73 172L71 169L69 170L70 173L68 172V169ZM130 167H131V165H130ZM76 169L78 170V172ZM109 169L106 172H109ZM80 171H82V172H80ZM98 171H96L95 173H97ZM131 171L130 172L133 173V170H131ZM115 172H116V170H115ZM115 172H113L114 173L113 176H116L115 177L116 179L118 177L119 178L123 177L122 174H118L117 172L116 173ZM137 172H139V171H137ZM95 173H93V175L94 176L96 175V177H97L98 173L97 174H95ZM100 173L104 175V173H102V172H100ZM153 173H156V172H153ZM55 174L52 176L53 178H54ZM105 174L107 175V173H105ZM93 175H89V176H93ZM179 175H181V176H179ZM98 176H99V174H98ZM132 176L133 175L130 176L131 177L130 179H132ZM141 177L143 179L142 183L146 186L151 185L154 181L153 177L148 176L147 174H144ZM53 178L50 177V179H52L51 181H53ZM107 178H108V176H107ZM179 178H180V180H178ZM100 179L103 180V182H102V184H103L104 180L106 178L100 177ZM130 179H128V180H130ZM132 180H134V179H132ZM110 181L111 180H108V185H109ZM132 182L133 181H131V183ZM113 183H115V182L113 181L112 184ZM102 184H100V185H102ZM136 184H137V181H136ZM165 184H163V185L165 186ZM52 185H53V187H55L54 183ZM108 185L107 186L104 185V187L107 188ZM130 185L132 186L133 183ZM95 186H96V184H95ZM119 186H122V183ZM142 186H141V188H142ZM164 186H162V187H164ZM141 188H139L140 190L137 189V191H141ZM122 189H125V187H123ZM152 189H153V186H152ZM102 190H104V189H101V191ZM120 191H121V189H120ZM146 191H148V190L146 189ZM126 192H127V189H126ZM142 192L144 193V195L147 194L144 191H142ZM115 193H116V191H115ZM132 193H134V192H132ZM105 194H107V193H105ZM105 194H104V197L109 195V194H107V195H105ZM119 195H121V194H119ZM139 195H141V194H139ZM144 195H142V196H144ZM148 195H150V191H149ZM102 196H103V194H101V197ZM112 196H113V194L110 197H112ZM114 196H116V194H114ZM114 196H113V198H114ZM132 196H133V194H132ZM142 196H140V197L144 199L145 197H142ZM104 197H102L103 200H104ZM123 197L126 198L125 195H123L122 198ZM90 198H87V200H89ZM113 198L112 199L110 198L111 199V203H110L111 205H112V201L114 202ZM164 198H166V199H164ZM107 199H108V197H107ZM171 199L173 201H171ZM84 200H83V202H84ZM91 200H93V199L91 198ZM91 200H89L90 203H91ZM101 200L102 199H100L99 201L101 202ZM103 200H102V203H103ZM137 200H139V199H137ZM120 201H121V198H120ZM145 201L147 202V200H145ZM98 202L96 203L97 206H98V204H100V202L99 203ZM104 202H105V200H104ZM141 202L144 205L145 202H143V200ZM78 203H79V201H78ZM102 203L100 205H102V207L105 208L104 207L105 204H102ZM83 204H85V203H83ZM110 204H108V205L111 206ZM146 204H148V203H146ZM219 205H221L222 207L220 208ZM87 206H89V204H87ZM97 206H95V207L97 208ZM109 206H108V208H109ZM129 206H130V204H129ZM140 206L141 205H139L138 208L140 211H142ZM95 207H92V208H95ZM131 207H129V208H131ZM168 209H170V210H168ZM177 209H178V211H177ZM139 210H137V211H139ZM98 211H100V210H98ZM103 211H104V209L102 210V212ZM106 211H108V210H106ZM106 211L103 212L104 215H105ZM109 211H111V210H109ZM127 211L129 212V210H127ZM128 212L126 213V211H125V217L126 218H127L126 215L128 214ZM139 212H137L135 214L137 215V214H139ZM148 212H145V213H148ZM132 213L134 214V212H132ZM111 214H112V211L110 212V215ZM122 214H123V212H122ZM133 214H131V215H133ZM207 215H208V217H207ZM95 216H96V214H95ZM119 216H120V214H119ZM135 217H136V223L138 222V225L139 224L141 225V223H139V221L141 222L142 218L140 219V216H139V218H137V216H135ZM142 217H144V216H142ZM180 217L183 219L182 216H180ZM145 218H146V216H145ZM94 219H95V217H94ZM138 219H140V220H138ZM189 219H190V221H189ZM183 220H185V219H183ZM142 221H144V220L142 219ZM125 222H126V219H125ZM146 222H148V221H146ZM165 222H166V224H164ZM149 223H148V227H150L152 229L151 226L153 224H149ZM185 223H186V220H185ZM225 223H227V225H225ZM129 224L130 223H128V227H129ZM144 225H146V224H144ZM170 225L172 227H170ZM135 226H136V224H135ZM165 226H167V227H165ZM158 227H160V226L156 225V228L151 230V231H154V230L157 231L156 229ZM202 227H203V229H202ZM142 228H139L138 231L140 232V229H142ZM171 228H173V229H171ZM175 228H176V230H175ZM179 229H181V230H179ZM204 229L206 232L204 231ZM212 229L214 232H215V230L217 231L218 236L217 235L212 236L213 233H209V232H213ZM80 230H81V228H80ZM144 230L142 229L141 231L144 232ZM168 230H169V232H168ZM172 230H173L174 234H173ZM134 231L137 233V231L135 229H134ZM203 233H206V234L208 233L209 235H207V237L212 236V237H214V240L211 241L208 239L211 237H208L207 238L208 240L206 238H204V239H202V241H200L201 238L204 237ZM214 234H216V233H214ZM141 235L139 234V236H138L139 240L133 238V240H135L134 241L135 243H133V244H136V245L140 244L142 246L143 242L140 243V241H142ZM130 237L131 236H129V239H130ZM135 237H137V236H135ZM165 238H166V240H167V238L170 240L169 243H168V241L166 242ZM129 243H132V242L128 241V244H126V245H127V247H130V250H131L132 249L131 245H133V244H129ZM145 245H146V242H145L144 246ZM148 245L150 246L149 243H148ZM124 247H125V249H127L126 246H124ZM137 249H138V247H137ZM140 250H143V251L147 250V247H146V249H139L138 251H140ZM122 251L126 252L125 250H122ZM132 251H133V249H132ZM138 251H136V253ZM167 251H168V249H167ZM124 252H123V254H124ZM129 253L132 254L133 252H129ZM121 254H122V252H121ZM130 254H129V256H130ZM124 255H126V254H124ZM133 255L134 254H132L130 256V258H132ZM135 255H138V253ZM172 255H171V257H172ZM122 256H121V258H122ZM129 256H125V257L129 258ZM169 257H170V255H169ZM126 258L124 260H126ZM133 258H135V257H133ZM130 261H131V259H130ZM136 262H135V264H136ZM148 264H150V262Z\"/></svg>",
    "mask_w": 264,
    "mask_h": 264
}]
</instances>
